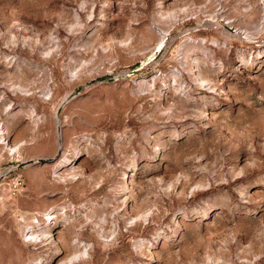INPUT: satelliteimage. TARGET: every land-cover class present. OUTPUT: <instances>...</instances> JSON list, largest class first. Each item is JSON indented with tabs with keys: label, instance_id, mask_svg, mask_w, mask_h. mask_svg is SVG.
<instances>
[{
	"label": "rangeland",
	"instance_id": "obj_1",
	"mask_svg": "<svg viewBox=\"0 0 264 264\" xmlns=\"http://www.w3.org/2000/svg\"><path fill=\"white\" fill-rule=\"evenodd\" d=\"M0 264H264V0H0Z\"/></svg>",
	"mask_w": 264,
	"mask_h": 264
},
{
	"label": "bare ground",
	"instance_id": "obj_2",
	"mask_svg": "<svg viewBox=\"0 0 264 264\" xmlns=\"http://www.w3.org/2000/svg\"><path fill=\"white\" fill-rule=\"evenodd\" d=\"M60 137V136H59ZM48 215H49V213H48ZM53 215H55V214H50L49 216H53ZM49 218V217H48ZM41 233V234H40ZM36 234H39V235H41V236H45V238H48L50 241H52V239H51V235H50V233H49V231H47V230H42L41 232H34V231H31V232H29L27 235H28V237H31V238H33V237H36L35 235ZM37 239V238H36ZM72 258H74V256L73 257H70L68 260L70 261ZM68 261V262H69Z\"/></svg>",
	"mask_w": 264,
	"mask_h": 264
}]
</instances>
